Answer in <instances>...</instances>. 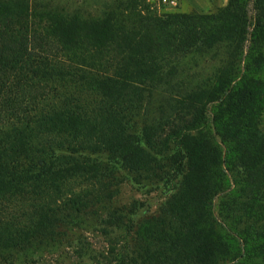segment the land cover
Wrapping results in <instances>:
<instances>
[{"label": "trees", "instance_id": "16d2710c", "mask_svg": "<svg viewBox=\"0 0 264 264\" xmlns=\"http://www.w3.org/2000/svg\"><path fill=\"white\" fill-rule=\"evenodd\" d=\"M15 1L0 0V207L28 188L35 196L43 186L57 189L93 155L108 152L139 172L174 144L181 182L163 212L139 225L134 264H243L264 257V0L168 15L121 1L101 22L56 17L45 31L41 19L32 20L28 0ZM123 12L135 15L128 27L117 23ZM83 47L105 51L112 67L82 77L96 103L55 100L41 111L49 81L58 77L54 59H72ZM209 54L219 63L213 77L177 94L174 117L157 133L144 126L142 142L126 113L134 114L147 92L173 84L181 59ZM57 73L64 79L66 73ZM52 202L36 209L37 220L22 234L0 220V247L21 246L60 225L65 209Z\"/></svg>", "mask_w": 264, "mask_h": 264}, {"label": "rangeland", "instance_id": "374dc122", "mask_svg": "<svg viewBox=\"0 0 264 264\" xmlns=\"http://www.w3.org/2000/svg\"><path fill=\"white\" fill-rule=\"evenodd\" d=\"M121 1L129 0H28L27 6L34 23L41 19L39 26L45 31L50 19L56 17L79 22H101L110 7L114 3L119 6ZM131 1L137 11L155 15L192 11L207 14L228 3V0H175L177 5L173 7L165 0ZM249 13L251 17L254 16L252 6ZM126 15L123 12L119 16V25L128 27L129 19L135 17L131 13L128 18ZM116 36L121 37V33L118 32ZM83 48L77 50L72 59H54L53 73L58 77L49 81L52 90L43 102L41 111H47L46 105L55 100L58 104L63 99L96 103V97L80 84L86 83L82 77L88 73L103 75L112 71V67L107 68L105 65V59L108 58L105 51ZM213 57L209 54L181 59L178 76L173 84L147 92L140 108L134 114L126 113L125 118H131L130 123L135 124L131 131L138 132L142 142L144 126L150 133L153 129L157 133L158 125L164 126L174 117L178 105L177 94L182 96L193 86L213 77L219 66L218 60ZM61 70L66 73L64 79H60L57 73ZM53 138L47 139L50 142ZM176 152V146L171 144L170 149L158 155L151 169L139 172L125 167L115 155L103 152L93 155V162L85 164L84 170L74 172L72 178L61 182L57 189L52 187L47 190L43 186L36 190L35 196V189L28 188L22 198L6 201L4 208L0 207V220L4 219L11 226L18 225L14 229L16 234L27 232L31 222L37 220V211L49 201H53V206L58 205L57 210L60 212L65 211L62 212L64 220L61 224L55 222L46 234L39 232L29 236L21 246H1L0 264H134L139 225L161 214L179 188L181 176L174 165L176 158H173ZM36 156L40 157L41 153L37 152ZM237 180H240L239 177ZM219 203L220 198H217L214 205L217 217ZM243 264H264V257Z\"/></svg>", "mask_w": 264, "mask_h": 264}, {"label": "built area", "instance_id": "2783aa9c", "mask_svg": "<svg viewBox=\"0 0 264 264\" xmlns=\"http://www.w3.org/2000/svg\"><path fill=\"white\" fill-rule=\"evenodd\" d=\"M170 6H173L175 7L177 5L176 1L175 0H171V1H168V0H165Z\"/></svg>", "mask_w": 264, "mask_h": 264}]
</instances>
